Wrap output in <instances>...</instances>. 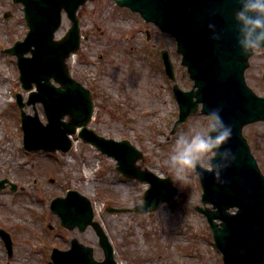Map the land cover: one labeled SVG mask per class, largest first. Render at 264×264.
<instances>
[{
  "label": "rangeland",
  "instance_id": "374dc122",
  "mask_svg": "<svg viewBox=\"0 0 264 264\" xmlns=\"http://www.w3.org/2000/svg\"><path fill=\"white\" fill-rule=\"evenodd\" d=\"M6 13L9 18H4ZM77 16L80 49L67 64L73 78L93 95L91 129L107 139L128 140L143 154L138 161L141 169L170 177L176 206L170 209L164 203L148 214L107 211L141 204L148 185L124 178L113 159L83 144L76 135L66 153L23 149L15 99L19 94L26 101L28 94L20 87L16 58L2 51L23 40L27 27L22 5L0 0V180L8 182L0 190V229L12 241L8 257L0 238V264H52V248L67 250L74 238L92 247L97 261L103 259L91 228L82 233L66 230L49 209L53 199L64 197L69 190L92 202L95 221L107 235L118 264H222L205 217L194 209L202 206L198 177L189 171L188 178H178L165 163L176 135L205 123V115L197 112L174 135L169 134L178 109L172 84L163 71L161 50L168 52L179 87L183 91L192 87L174 40L111 0H89ZM69 26L63 14L56 38L64 36ZM263 74L264 50L254 51L245 81L258 96L264 94ZM35 108L45 124L41 105ZM23 110L34 114L31 106ZM243 135L264 175V122L246 126ZM12 184L16 191L11 190Z\"/></svg>",
  "mask_w": 264,
  "mask_h": 264
},
{
  "label": "water",
  "instance_id": "95a60500",
  "mask_svg": "<svg viewBox=\"0 0 264 264\" xmlns=\"http://www.w3.org/2000/svg\"><path fill=\"white\" fill-rule=\"evenodd\" d=\"M11 1L22 4L28 28L22 41L3 51L16 57L21 88L29 92L26 102L20 95L16 100L21 111L24 148L66 153L72 147L70 137L77 135L83 143L112 158L121 175L149 184L142 204L129 209L109 208V212L148 214L163 203L174 208L176 189L170 177L161 178L141 169L137 162L143 160V154L128 140L106 139L88 126L94 110L92 94L71 76L66 63L70 55L79 50L81 36L76 12L88 0ZM112 1L120 8L137 13L145 23L154 25L175 40L176 53L181 55L180 64L186 67L193 84L189 91L180 89L169 55L167 51H161L164 71L173 83L172 91L178 106L177 120L170 135H174L190 115L197 111L206 115L214 108H219L224 120L232 126L228 146L236 153V161L222 172L224 183L215 182L212 174L200 166L203 173L198 177L202 206L194 209L205 216L223 264H264V175L243 135L244 127L264 122V95H256L245 81L244 73L254 52L244 56L236 45L233 14L237 0ZM62 11L67 15L70 27L62 38L55 39ZM209 22L215 23L217 30L222 32L219 41L210 39ZM262 79L264 81V74ZM37 103L42 105L46 124L38 117ZM30 105L33 115L23 111ZM66 116L68 121H64ZM6 182L0 181V189ZM11 189L16 190V185L12 184ZM50 209L67 230L77 228L83 232L90 226L103 252V260L97 261L91 247L71 239L68 250H52L53 264H118L102 227L94 221L88 198L70 190L64 198L53 199ZM0 236L11 256L9 236L3 230H0Z\"/></svg>",
  "mask_w": 264,
  "mask_h": 264
},
{
  "label": "clouds",
  "instance_id": "9594fccd",
  "mask_svg": "<svg viewBox=\"0 0 264 264\" xmlns=\"http://www.w3.org/2000/svg\"><path fill=\"white\" fill-rule=\"evenodd\" d=\"M233 14L236 45L242 55L264 50V0H237ZM212 41H219L222 32L215 23L207 25ZM205 123L190 132H180L173 141L165 163L176 177L202 176L200 165L212 174L217 183H224L221 174L236 161V153L228 146L233 129L221 115L219 108L211 109L205 115ZM199 169V171H198Z\"/></svg>",
  "mask_w": 264,
  "mask_h": 264
},
{
  "label": "bare ground",
  "instance_id": "6f19581e",
  "mask_svg": "<svg viewBox=\"0 0 264 264\" xmlns=\"http://www.w3.org/2000/svg\"><path fill=\"white\" fill-rule=\"evenodd\" d=\"M76 144L74 143V146H75Z\"/></svg>",
  "mask_w": 264,
  "mask_h": 264
}]
</instances>
